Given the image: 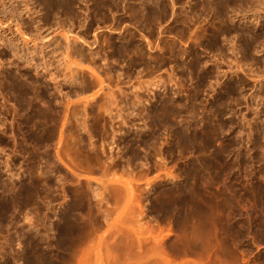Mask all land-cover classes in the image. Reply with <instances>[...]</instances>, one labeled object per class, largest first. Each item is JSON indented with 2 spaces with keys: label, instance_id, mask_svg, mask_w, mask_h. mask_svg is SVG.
Returning a JSON list of instances; mask_svg holds the SVG:
<instances>
[{
  "label": "rangeland",
  "instance_id": "rangeland-1",
  "mask_svg": "<svg viewBox=\"0 0 264 264\" xmlns=\"http://www.w3.org/2000/svg\"><path fill=\"white\" fill-rule=\"evenodd\" d=\"M263 56L264 0H0V264H264ZM20 72L56 122L18 109Z\"/></svg>",
  "mask_w": 264,
  "mask_h": 264
},
{
  "label": "bare ground",
  "instance_id": "bare-ground-1",
  "mask_svg": "<svg viewBox=\"0 0 264 264\" xmlns=\"http://www.w3.org/2000/svg\"><path fill=\"white\" fill-rule=\"evenodd\" d=\"M147 1V0H146ZM168 27V26H167ZM19 30H21V27H17ZM166 29V28H165ZM194 30V29H193ZM23 31V30H22ZM20 33V32H19ZM23 33V32H22ZM194 33V32H193ZM231 35V34H230ZM232 36V35H231ZM223 37H226V36H223ZM224 39V38H223ZM77 40V39H76ZM229 40H231V39H229ZM229 40H227L226 39V41L227 42H229ZM231 41H233V40H231ZM255 41V40H254ZM223 43V42H222ZM252 43V42H251ZM255 43V42H254ZM229 44V43H228ZM234 44V43H233ZM227 46V45H226ZM240 46V45H239ZM232 49V48H231ZM79 51V50H78ZM81 51V50H80ZM186 53V52H185ZM246 53V52H245ZM78 54H79V52H78ZM94 54V53H93ZM98 54V53H97ZM196 55V54H195ZM242 55V54H241ZM214 56V55H213ZM244 56V55H243ZM242 56V57H243ZM264 57V56H263ZM262 57V58H263ZM194 58H196V59H198L197 58V56L196 57H194ZM202 58V57H201ZM210 58V57H209ZM196 59H193V60H196ZM204 59V58H203ZM241 59V58H240ZM103 60V59H102ZM190 60V59H189ZM32 61V60H31ZM104 61V60H103ZM203 61V60H202ZM217 61V60H216ZM222 61V60H221ZM240 61V60H239ZM242 61V60H241ZM177 62V61H176ZM188 62V61H187ZM190 62V61H189ZM197 61H194V62H190V63H188L189 64V66H190V68L191 67H193L194 65H195V69H196V63ZM199 62V61H198ZM208 62V61H207ZM184 63V62H183ZM109 64V63H108ZM167 64V63H166ZM199 64V63H198ZM218 64V63H217ZM264 64V63H263ZM164 65V64H163ZM184 65V64H183ZM203 65V64H202ZM204 66V65H203ZM202 66V67H203ZM264 66V65H263ZM19 67V66H18ZM162 67V66H161ZM19 68H21V67H19ZM42 68V67H41ZM243 68V67H242ZM245 68V67H244ZM45 69V68H44ZM206 69V68H205ZM225 69V68H224ZM88 70V69H87ZM207 70V69H206ZM259 70V69H258ZM16 71V70H15ZM90 71V70H89ZM190 71V70H189ZM192 71V70H191ZM190 71V72H191ZM249 71V70H248ZM22 72V71H21ZM20 72V76H21V79H20V77H19V79H18V81H17V84H16V86L18 87V90H19V92H21V91H23L22 92V94L21 95H19V97H18V99H19V101H20V103H19V106H21V107H19L18 109L20 110V111H22V110H25L26 112H27V114H28V117H30V118H32L34 115H40L42 118H43V120H45V124H47L49 121H55L56 122V116L57 115H59L60 116V114H58L59 112V110L57 111L58 113H57V115H56V110L58 109H56L55 110V104H54V99L51 97V94H53V93H50V92H48V90L49 89H46V92H47V94H46V92L43 90V92L41 91V89H40V91L37 89L38 88V86H37V88L35 87V85H31V84H29V83H27L26 82V80L24 79V77L22 76L23 74V72H25V71H23L22 73ZM160 72V71H159ZM177 72V71H176ZM221 72V71H220ZM219 72V73H220ZM254 72V71H253ZM18 73V72H17ZM169 73V72H168ZM225 73V72H224ZM227 73V72H226ZM255 74H254V78H253V84H252V86L251 87H249V91H248V100H250V99H252L253 97H255V96H257L258 95V93H259V91L264 87V68L261 70V71H258V72H254ZM96 74V73H95ZM94 74V75H95ZM159 74V73H158ZM172 74V73H171ZM218 74V73H217ZM26 75V74H25ZM92 75V74H91ZM97 75V74H96ZM169 75H170V73H169ZM191 75V74H190ZM193 75V74H192ZM224 75H226V74H224ZM176 76V75H175ZM178 76V75H177ZM229 76H231L230 74H229ZM52 77V76H51ZM148 77V76H147ZM181 76H179V78H180ZM225 77V76H224ZM48 78H49V76H48ZM98 80H99V78L98 77H96ZM189 78V77H188ZM193 78V77H192ZM227 78V77H226ZM232 77H230V78H228L229 80H224V81H226V82H224V83H226L225 85L227 86V87H232L233 89H238L239 90V93L242 95V96H246V92H244V89H243V87H241V86H239V84L241 83V82H239L238 83V81H233L232 79H231ZM4 79V78H3ZM150 79V78H149ZM171 79H172V77H171ZM17 80V79H16ZM148 80V79H147ZM173 80V79H172ZM176 80V79H175ZM187 80V79H186ZM163 81V80H162ZM181 81H182V79H181ZM31 82V81H30ZM149 82V81H148ZM177 82V81H176ZM180 82V81H179ZM178 82V83H179ZM45 83H46V81H45ZM151 83V82H150ZM153 83V82H152ZM156 83V82H155ZM164 83V82H163ZM166 83V82H165ZM186 84V83H185ZM223 84V83H222ZM237 84V85H236ZM149 85V84H148ZM156 85H158V84H156ZM181 85V84H180ZM187 86H188V84H186ZM242 85V84H241ZM185 86V85H184ZM212 86H213V84H212ZM160 87H162V86H160ZM15 88V87H14ZM13 88V89H14ZM164 88V87H163ZM212 88V87H211ZM231 88V89H232ZM16 89V88H15ZM177 89V88H176ZM173 90L172 91V95L173 96H177L178 95V90ZM192 89V88H191ZM229 89V88H228ZM12 90V89H11ZM17 90V91H18ZM223 90V89H222ZM14 91V90H13ZM147 91V90H146ZM213 91V90H212ZM11 92V91H10ZM16 92V91H15ZM15 92H14V94H15ZM162 93H163V91H162ZM221 93V92H220ZM264 93V92H263ZM11 94H13V93H11ZM153 94V93H152ZM160 94H161V91H160ZM164 94H165V92L162 94L163 96H164ZM167 94V93H166ZM165 94V95H166ZM189 94H190V92H189ZM195 94H196V92H195ZM224 94V93H223ZM232 94V93H231ZM17 95V96H18ZM159 95V94H158ZM229 95V94H228ZM240 95V96H241ZM260 95V94H259ZM11 96V95H10ZM13 96V95H12ZM163 96H162V98H163ZM148 97V96H147ZM161 97V96H160ZM170 97V96H169ZM229 97V96H228ZM232 97V96H231ZM7 98V97H6ZM10 98H12V97H10ZM15 98H17V97H15ZM157 98V97H156ZM164 98H166V97H164ZM177 98V97H176ZM257 98V97H256ZM84 99V98H83ZM148 99V98H147ZM160 99V98H159ZM195 99V98H194ZM221 99V98H220ZM235 99H237L236 97H235ZM234 99V100H235ZM242 99H244V98H242ZM16 100V99H15ZM156 100V99H155ZM164 100V99H163ZM165 100H167V99H165ZM169 100V99H168ZM246 98H245V102H246V106L248 107V109H250L249 107H250V105H252L250 102H251V100H250V102L248 101ZM138 101V100H137ZM142 101V100H141ZM148 101V100H147ZM211 101V100H210ZM238 101V100H237ZM254 101V100H253ZM177 102V101H176ZM179 102V101H178ZM235 102V101H234ZM44 104V106H43V104ZM160 103V102H159ZM166 102H164V104H165ZM170 103V102H169ZM175 103V102H174ZM224 103V102H223ZM240 103V102H239ZM70 104V103H69ZM140 104V103H139ZM152 104V105H151ZM150 105H146L147 107H145V109L143 108V112H142V110H141V112H142V117H141V119L143 120V124H145V126L149 129V130H147V132L148 131H151V128H152V126H153V124H154V120L157 118V117H154V115H155V111H154V109H155V106H156V104H153V103H151ZM162 104H163V102H162ZM172 104V103H171ZM259 104V103H258ZM260 104H263L264 105V98L262 97L261 98V101H260ZM259 104V105H260ZM40 105H42L41 107H40ZM66 105V104H65ZM133 105V104H132ZM142 105V104H141ZM238 105V104H237ZM255 105V104H254ZM253 105V106H254ZM7 106V105H6ZM134 106V105H133ZM136 106V105H135ZM160 106V105H159ZM168 106V105H167ZM171 106V105H170ZM169 106V107H170ZM174 106H175V104H174ZM252 106V107H253ZM261 106V105H260ZM1 107V106H0ZM158 107V106H157ZM167 108V107H165V108H167V109H170V108ZM211 107V106H210ZM247 107H245V109L247 108ZM257 108H256V116L259 118V116H260V114H259V116L257 115V113H260L261 112V108L259 109V107H258V105L256 106ZM160 108V107H159ZM158 108V109H159ZM161 108H162V106H161ZM172 108V107H171ZM191 108V107H190ZM157 109V108H156ZM163 109V108H162ZM161 109V110H162ZM214 109V108H213ZM251 109H255V107L254 108H251ZM18 110V111H19ZM62 110V109H61ZM145 110V111H144ZM207 110H208V108H207ZM206 110V111H207ZM54 111H55V114H54ZM160 111V110H159ZM165 111V110H164ZM188 111V110H187ZM191 111V110H190ZM252 111V110H251ZM61 112V111H60ZM137 112V111H136ZM162 112V111H161ZM160 112V113H161ZM213 112V111H212ZM35 113H37V114H35ZM63 113H64V110H63V112H62V114L61 115H63ZM158 113V112H157ZM190 113V112H189ZM168 114V113H167ZM196 114V113H195ZM236 114V113H235ZM253 114H255V112L253 113ZM56 115V116H55ZM162 115V114H161ZM164 115V114H163ZM182 115V114H181ZM159 116V115H158ZM165 116V115H164ZM167 116V115H166ZM212 116V115H211ZM264 116V115H263ZM262 116V117H263ZM139 117V116H138ZM257 117H254V118H257ZM261 117V118H262ZM21 118V117H20ZM58 118H61V117H58ZM57 118V119H58ZM155 118V119H154ZM69 119V118H68ZM178 119V118H177ZM190 119V118H189ZM252 119L253 118H251V122L249 123L250 125H252V122H253V125L254 124H257V122L258 121H252ZM264 119V118H263ZM257 120V119H256ZM262 120V119H261ZM16 121V120H15ZM22 121V120H21ZM28 121H30V120H28ZM156 121H157V119H156ZM179 121V120H178ZM187 121V120H186ZM204 121V120H203ZM259 121H260V119H259ZM44 122V121H43ZM14 123V122H13ZM35 123V122H34ZM59 123H61L60 122V120H59ZM59 123H57V124H59ZM193 123V122H192ZM191 123V124H192ZM194 123H196L195 121H194ZM204 123V122H203ZM206 123V122H205ZM261 123V122H260ZM31 124V123H30ZM64 124V123H63ZM208 124V123H207ZM206 124V125H207ZM34 125V124H33ZM51 125V124H50ZM164 125V124H163ZM194 125V124H193ZM196 125V124H195ZM248 125V124H247ZM258 125V124H257ZM17 126V125H16ZM24 126V125H23ZM35 126V125H34ZM52 126V125H51ZM54 126V125H53ZM258 126H260V124L258 125ZM14 127H15V125H14ZM60 127V126H59ZM67 127V126H66ZM143 127V126H142ZM155 127V126H154ZM164 127H167V125H164ZM251 127H253V126H251ZM255 127V126H254ZM53 128V127H52ZM55 128V127H54ZM145 128V127H144ZM156 128V127H155ZM160 128V127H159ZM158 128V129H159ZM250 128V127H249ZM256 128V127H255ZM260 128V127H259ZM19 129V128H18ZM187 129V128H186ZM220 129V128H219ZM257 129H258V127H257ZM263 129V128H262ZM20 130V129H19ZM22 130V129H21ZM20 130V131H21ZM261 130V129H260ZM1 131V130H0ZM24 131V130H23ZM52 131H53V129H52ZM54 131H55V129H54ZM57 131V130H56ZM55 131V132H56ZM62 131V130H61ZM68 131V130H67ZM159 131V130H158ZM2 132V131H1ZM25 132V131H24ZM58 132H59V130H58ZM63 132H64V129H63ZM176 132V131H175ZM222 132V131H221ZM251 132H253V131H251ZM256 132V131H255ZM150 133V132H149ZM149 133L147 134V135H149ZM155 133H156V131H155ZM155 133H153V134H155ZM158 133V132H157ZM156 133V134H157ZM166 133V132H165ZM22 134V133H21ZM26 134H27V132H26ZM45 134V133H44ZM64 134V133H63ZM156 134H155V136H156ZM159 134V133H158ZM219 134V133H218ZM261 134V133H260ZM23 135V134H22ZM32 135V134H31ZM34 135V134H33ZM51 135V134H50ZM65 135V134H64ZM151 135V134H150ZM183 135V134H182ZM204 135V134H203ZM208 135V134H207ZM206 135V136H207ZM220 135V134H219ZM252 135V134H251ZM21 136V135H20ZM39 136V135H38ZM43 136V135H42ZM48 136V135H47ZM54 136V135H53ZM71 136H72V134H71ZM155 136H153V137H155ZM158 136V135H157ZM156 136V137H157ZM61 137V136H60ZM65 136H63V138H64ZM145 137V136H144ZM153 137H149V139H152ZM210 137V136H209ZM209 137H207V138H209ZM215 137V136H214ZM240 137V136H239ZM21 138H24V136L23 137H21ZM33 138V137H32ZM31 138V139H32ZM36 138V137H35ZM46 138V137H45ZM207 138H205V139H207ZM15 139V138H14ZM40 139H43L42 137L40 138ZM52 138H50L49 140H51ZM71 139H72V137H71ZM165 139V138H164ZM242 139V138H241ZM246 139V138H245ZM244 139V140H245ZM254 139V138H253ZM16 140V139H15ZM53 140V139H52ZM143 140V139H142ZM191 140V139H190ZM243 140V139H242ZM36 141V140H35ZM45 141H46V139H45ZM54 141V140H53ZM63 141V140H62ZM65 141V140H64ZM76 141V140H75ZM78 141V140H77ZM241 141V140H240ZM248 142V141H247ZM17 143V142H16ZM15 143V144H16ZM41 143V142H40ZM47 143V142H46ZM49 143V142H48ZM59 143V142H58ZM154 143V142H153ZM152 143V144H153ZM14 144V145H15ZM51 145H52V143H50ZM74 144V143H73ZM141 144V143H140ZM163 144V143H162ZM217 144V143H216ZM38 145V142H34V143H31V144H29V142L26 140V138H24L23 140H20V141H18V146H20V150L22 149L23 150V152L25 153H29L28 152V150H33V149H35L36 150V146ZM41 145V144H40ZM47 145V144H46ZM45 145V146H46ZM58 145V144H57ZM71 145V144H70ZM145 145V144H144ZM154 145V144H153ZM156 145V144H155ZM158 145V144H157ZM10 146V145H9ZM53 146V145H52ZM67 146V145H66ZM81 146V145H80ZM152 146V145H151ZM180 146V145H179ZM187 146V145H186ZM215 146V145H214ZM241 146V145H240ZM245 146H246V144H245ZM15 147V146H14ZM31 147V148H30ZM64 147V146H63ZM68 147V146H67ZM70 147V146H69ZM72 147V146H71ZM5 148V147H4ZM48 148V147H47ZM66 148V147H65ZM184 148H186V147H184ZM264 148V147H263ZM45 149H46V147H45ZM200 149V148H199ZM15 150V149H14ZM39 150V149H38ZM145 150H146V148H145ZM152 150V149H151ZM3 151V150H2ZM19 151V150H18ZM34 151V150H33ZM32 151V152H33ZM52 151V150H51ZM73 151V150H72ZM161 151V150H160ZM210 151V150H209ZM264 151V150H263ZM13 152V151H12ZM35 152V151H34ZM70 152V151H69ZM68 152V153H69ZM222 152V151H221ZM257 152H259V151H257ZM10 153V152H9ZM19 153V152H18ZM20 153H22V152H20ZM19 153V155H23V154H20ZM39 153V152H38ZM37 153V154H38ZM61 153V152H60ZM66 153H67V151H66ZM154 153V152H153ZM226 153V152H225ZM231 153V152H230ZM7 154V153H6ZM30 154H31V152H30ZM29 154V155H30ZM40 154V153H39ZM44 154V153H43ZM200 154V153H199ZM262 154V153H261ZM32 155V154H31ZM72 155V154H71ZM197 155V154H196ZM201 155V154H200ZM228 155V154H227ZM24 156V155H23ZM40 156H42L41 154H40ZM68 156V155H67ZM70 156V155H69ZM151 156V155H150ZM193 156V155H192ZM5 157V156H4ZM33 157H35V156H33ZM61 157V156H60ZM195 157V156H194ZM204 157V156H203ZM207 157V156H206ZM14 158V157H13ZM29 157H27V155H26V157H24L23 158V160H27ZM40 158V157H39ZM262 158V157H261ZM264 158V157H263ZM36 159V158H35ZM145 159V158H144ZM233 160H234V158H232ZM6 160V159H5ZM73 160V159H72ZM9 161V160H8ZM31 161H32V159H31ZM6 162H7V160H6ZM10 162V161H9ZM24 162V161H23ZM27 163H30V162H28V161H26ZM25 162V163H26ZM187 162V161H186ZM192 162V161H191ZM15 163V162H14ZM24 163V164H25ZM32 163H35L34 162V160L32 161ZM38 163V162H37ZM73 163V162H72ZM198 163V162H197ZM196 163V164H197ZM216 163V162H215ZM220 163V162H219ZM31 164V163H30ZM36 164V163H35ZM59 164V163H58ZM28 165V164H27ZM26 165V166H27ZM38 165V164H37ZM62 165V164H61ZM72 165V164H71ZM74 165V164H73ZM29 166V165H28ZM63 166V165H62ZM198 166V165H197ZM210 166V165H209ZM7 167H8V165H7ZM33 166H31V171H33L34 170V167L32 168ZM65 167V166H64ZM38 168H39V166H38ZM46 168V167H45ZM10 169V168H9ZM33 169V170H32ZM106 169V168H105ZM199 169V168H198ZM36 170V169H35ZM34 170V171H35ZM39 170V169H38ZM231 170V169H230ZM28 171V170H27ZM30 171V170H29ZM4 172V171H3ZM39 172V171H38ZM73 173V171H71L70 170V173ZM211 172V171H210ZM220 172V171H219ZM30 173H32L31 174V177H32V175H33V172H29L28 173V175L30 174ZM35 173V172H34ZM42 173V172H41ZM77 173H80V172H77ZM61 174V173H60ZM81 174V173H80ZM6 175V174H5ZM35 175H36V173H35ZM34 175V176H35ZM55 175H58V176H60L59 174H55ZM70 175V174H69ZM71 175H73V178L75 177V175L76 176H78V177H76L75 178V183H77V179H79L80 177H79V174H76V173H73V174H71ZM203 176V175H202ZM91 177V176H90ZM219 177V176H218ZM33 178V177H32ZM46 178V177H45ZM72 178V179H73ZM85 178V177H84ZM206 178V177H205ZM13 179V178H12ZM55 179H56V177H55ZM54 178L52 179V180H55ZM61 181H62V179L61 178H59ZM64 179H65V177H64ZM71 179V178H70ZM88 179V178H87ZM86 179V180H87ZM30 180V179H29ZM48 180V179H47ZM57 180H58V178H57ZM80 180V179H79ZM82 180L83 179H81V182H82ZM85 180V181H86ZM97 180V179H96ZM13 181V180H12ZM43 181V180H42ZM56 181V180H55ZM54 181V182H55ZM59 181V180H58ZM57 181V182H58ZM65 181V180H64ZM63 181V182H64ZM224 181V180H223ZM6 182L8 183V181L6 180ZM14 182V181H13ZM17 182V181H16ZM31 183H32V181H30ZM87 182H91V181H89V180H87L86 181V184H87ZM263 182V181H262ZM18 183V182H17ZM61 183V182H60ZM80 183V181H78V184ZM104 183V182H103ZM230 183V182H229ZM9 184V183H8ZM12 185L14 184V183H11ZM35 184V183H34ZM33 184V185H34ZM47 184V183H46ZM58 184H59V182H58ZM63 184V183H62ZM62 184H59L60 186L62 185ZM65 184V183H64ZM64 184H63V186H64ZM77 184V185H78ZM90 183H88V186H90L89 185ZM12 185H10V186H12ZM30 185V184H29ZM33 185H31V186H33ZM80 185V184H79ZM78 185V186H79ZM93 185V184H92ZM91 185V186H92ZM102 185V184H101ZM113 185V184H112ZM252 185V184H251ZM9 186V187H10ZM14 186H15V184H14ZM31 186H29V187H31ZM63 186H62V188H63ZM83 186V185H82ZM115 186V185H114ZM27 187H28V185H27ZM35 187V186H34ZM51 187V186H50ZM116 187V186H115ZM226 187H228V186H226ZM12 187H10V189H11ZM65 188V187H64ZM63 188V189H64ZM260 188V187H259ZM14 189H16V186L14 187ZM26 189V191L28 192V190H27V188H25ZM226 189V188H225ZM8 190H9V188H8ZM17 190V189H16ZM24 190V189H23ZM103 190V189H102ZM10 191V190H9ZM12 191H13V188H12ZM29 191H30V189H29ZM33 191H35V188L33 189ZM32 191V192H33ZM100 191V190H99ZM104 191V190H103ZM23 192H25V191H23ZM26 192V194L28 195V196H30V194H28ZM31 192V191H30ZM36 192V191H35ZM34 192V193H35ZM67 192V191H66ZM14 193H15V190H14ZM18 193V192H17ZM34 193H32V195L35 197V195H34ZM80 193V192H79ZM38 194V193H37ZM64 194V193H63ZM182 194V193H181ZM230 194V193H229ZM13 195V194H12ZM15 195H16V193H15ZM18 195V194H17ZM25 195V194H24ZM26 195V199L27 198H29L28 196ZM52 195V194H51ZM36 196H38V195H36ZM61 196V195H60ZM103 196V195H102ZM12 198L14 197V196H11ZM15 197H17V199H19V197L18 196H15ZM15 197H14V199H15ZM33 197V198H34ZM40 197V196H39ZM68 197V196H67ZM1 198V197H0ZM24 198V197H23ZM239 198V197H238ZM26 199H24L23 201H25L24 203L25 204H28V203H30V202H28ZM30 199H31V196H30ZM36 199V198H35ZM35 199H33L34 201H35ZM32 199H31V202L33 201ZM235 200V199H234ZM15 201H17V200H15ZM19 201V200H18ZM20 201H22V199L20 198ZM26 201L28 202V203H26ZM240 201V200H239ZM242 201V200H241ZM240 201V202H241ZM103 202V201H102ZM23 203V204H24ZM197 203V202H196ZM252 203V202H251ZM2 204V203H1ZM31 204V203H30ZM60 204H61V202H60ZM237 204V203H236ZM241 204V203H240ZM3 205H5V203H3ZM21 205V204H20ZM32 205V204H31ZM18 206V205H17ZM28 205H26V207H27ZM12 207H14V206H12ZM19 207V206H18ZM17 207V208H18ZM24 207V206H23ZM29 207V206H28ZM254 207V206H253ZM264 207V206H263ZM25 208V207H24ZM188 208V207H187ZM229 208V207H228ZM239 208V207H238ZM19 209V208H18ZM23 209V208H22ZM106 209V208H105ZM241 209V208H240ZM103 210V209H102ZM90 211V210H89ZM104 211V210H103ZM193 211V210H192ZM210 211V210H209ZM110 212V211H109ZM180 212V211H179ZM28 213V212H27ZM237 213V212H236ZM5 214H7L6 212H5ZM8 214H10V213H8ZM20 214H21V212H20ZM11 215V214H10ZM66 215V214H65ZM105 215V214H104ZM108 215V214H107ZM183 215V214H182ZM198 215H200V214H198ZM207 215V214H206ZM213 215V214H212ZM13 216V215H12ZM10 218H11V216H9ZM14 217H15V215H14ZM84 217H85V215H84ZM107 217V216H106ZM197 220V219H196ZM204 221V220H203ZM209 221V220H208ZM17 222H18V220H17ZM196 222V221H195ZM232 222V221H231ZM192 224V223H191ZM198 224H199V222H198ZM252 224V223H251ZM241 229V228H240ZM192 230V229H191ZM237 231V230H236ZM193 232V231H192ZM198 232V231H197ZM230 232V231H229ZM247 233V232H246ZM192 235V234H191ZM197 235V234H196ZM239 238H240V236H239ZM232 242V241H231ZM11 245V244H10ZM9 245V246H10ZM76 245V244H75ZM234 245H236V244H234ZM250 246V245H249ZM258 246V245H257ZM229 247V246H228ZM9 248V247H8ZM7 248V249H8ZM5 249V248H4ZM237 249H238V247H237ZM10 250V249H9ZM248 251V250H247ZM252 252V251H251ZM256 252V251H255ZM74 253V252H73ZM20 255V254H19ZM18 255V256H19ZM70 255H71V253H70ZM252 255V254H251ZM246 256V255H245ZM254 256V255H253ZM41 257V256H40ZM75 257V256H74ZM247 257V256H246ZM34 258V257H33ZM73 258V257H72ZM76 258V257H75ZM185 258V257H184ZM226 258V257H225ZM74 259V258H73ZM181 259V258H180ZM244 259V258H243ZM80 260V259H79ZM78 260V261H79ZM250 260V259H249ZM14 261H15V259H14ZM17 261V260H16ZM20 261V260H19ZM243 261V260H242ZM81 262H82V260H80V262H79V264H81ZM179 262V261H178ZM184 262V261H183ZM78 263V262H77ZM182 263V262H181ZM186 263H188V262H186ZM230 263V262H229ZM231 263H232V261H231ZM244 263V262H243ZM50 264V263H49ZM72 264V263H71ZM257 264V263H256Z\"/></svg>",
  "mask_w": 264,
  "mask_h": 264
}]
</instances>
